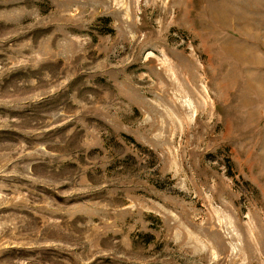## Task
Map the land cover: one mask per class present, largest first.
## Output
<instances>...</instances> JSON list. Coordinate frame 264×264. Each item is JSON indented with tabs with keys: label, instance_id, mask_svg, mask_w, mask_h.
<instances>
[{
	"label": "rangeland",
	"instance_id": "374dc122",
	"mask_svg": "<svg viewBox=\"0 0 264 264\" xmlns=\"http://www.w3.org/2000/svg\"><path fill=\"white\" fill-rule=\"evenodd\" d=\"M0 264H264V0H0Z\"/></svg>",
	"mask_w": 264,
	"mask_h": 264
}]
</instances>
